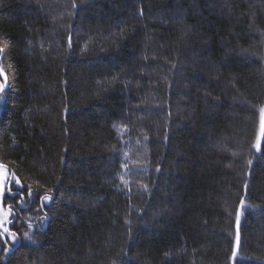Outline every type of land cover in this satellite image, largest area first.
<instances>
[{
	"label": "trees",
	"instance_id": "obj_1",
	"mask_svg": "<svg viewBox=\"0 0 264 264\" xmlns=\"http://www.w3.org/2000/svg\"><path fill=\"white\" fill-rule=\"evenodd\" d=\"M262 109L264 0H0V264H264Z\"/></svg>",
	"mask_w": 264,
	"mask_h": 264
},
{
	"label": "rangeland",
	"instance_id": "obj_2",
	"mask_svg": "<svg viewBox=\"0 0 264 264\" xmlns=\"http://www.w3.org/2000/svg\"><path fill=\"white\" fill-rule=\"evenodd\" d=\"M262 117V115H261ZM7 174L8 177V183L6 184V186H0V220L5 221V226L8 228V224L11 221V211L8 207H6L4 205V197L7 194V192H10V183H11V178L9 176V173L4 169V168H0V173H5ZM10 212V214H9ZM7 236V234H5L4 236L1 237V239H4ZM11 242L13 244H15V241H13L11 239Z\"/></svg>",
	"mask_w": 264,
	"mask_h": 264
},
{
	"label": "snow or ice",
	"instance_id": "obj_3",
	"mask_svg": "<svg viewBox=\"0 0 264 264\" xmlns=\"http://www.w3.org/2000/svg\"><path fill=\"white\" fill-rule=\"evenodd\" d=\"M261 113H262L261 129H262V131H264V109L261 110ZM0 167H2V166H0ZM7 183H8V177H7L6 172L0 173V186H6ZM45 199H47V197ZM9 214H10V212H9ZM237 220H239V216L237 217ZM5 234H7L9 239H12L13 241H15V239H16L15 233H12L10 231V229L5 226V221L0 220V237L4 236Z\"/></svg>",
	"mask_w": 264,
	"mask_h": 264
}]
</instances>
